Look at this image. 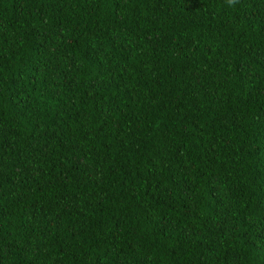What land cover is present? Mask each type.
<instances>
[{
  "label": "trees",
  "instance_id": "1",
  "mask_svg": "<svg viewBox=\"0 0 264 264\" xmlns=\"http://www.w3.org/2000/svg\"><path fill=\"white\" fill-rule=\"evenodd\" d=\"M0 264H264V0H0Z\"/></svg>",
  "mask_w": 264,
  "mask_h": 264
},
{
  "label": "clouds",
  "instance_id": "2",
  "mask_svg": "<svg viewBox=\"0 0 264 264\" xmlns=\"http://www.w3.org/2000/svg\"><path fill=\"white\" fill-rule=\"evenodd\" d=\"M227 2H228L229 4H233V3H235V0H227Z\"/></svg>",
  "mask_w": 264,
  "mask_h": 264
}]
</instances>
